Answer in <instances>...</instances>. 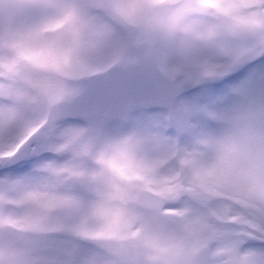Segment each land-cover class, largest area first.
<instances>
[{
	"label": "clouds",
	"instance_id": "clouds-1",
	"mask_svg": "<svg viewBox=\"0 0 264 264\" xmlns=\"http://www.w3.org/2000/svg\"><path fill=\"white\" fill-rule=\"evenodd\" d=\"M255 61L264 0H0V166L55 190L0 186V264H264V72L182 99Z\"/></svg>",
	"mask_w": 264,
	"mask_h": 264
},
{
	"label": "rangeland",
	"instance_id": "rangeland-1",
	"mask_svg": "<svg viewBox=\"0 0 264 264\" xmlns=\"http://www.w3.org/2000/svg\"><path fill=\"white\" fill-rule=\"evenodd\" d=\"M264 72V61H255L234 74L218 82H209L204 85H197L187 89L182 94V99L192 104H199L205 107H212L221 102L222 97L228 91L229 86L239 83L245 78H254L256 74ZM159 110L148 109L151 112ZM51 153L34 145L27 162L20 165L8 167L0 166V179H18L31 175L38 164L52 159Z\"/></svg>",
	"mask_w": 264,
	"mask_h": 264
},
{
	"label": "snow or ice",
	"instance_id": "snow-or-ice-1",
	"mask_svg": "<svg viewBox=\"0 0 264 264\" xmlns=\"http://www.w3.org/2000/svg\"><path fill=\"white\" fill-rule=\"evenodd\" d=\"M14 163V162H13ZM12 164V163H11ZM0 186H4L9 193L16 192L22 186H32L35 191L42 195H53L54 189L49 186L43 185H32L28 180H17V179H0ZM143 207L150 212L152 215L159 216L165 213V208L161 200H146L143 204ZM169 213L172 212V209L167 210Z\"/></svg>",
	"mask_w": 264,
	"mask_h": 264
},
{
	"label": "water",
	"instance_id": "water-1",
	"mask_svg": "<svg viewBox=\"0 0 264 264\" xmlns=\"http://www.w3.org/2000/svg\"><path fill=\"white\" fill-rule=\"evenodd\" d=\"M151 107H155V108H157V106H155V105H152ZM28 156H29V152L26 153V154H24L23 156H20L17 160H15L14 163L9 164V165H14V164L20 163V162H22V161H25V160L28 158Z\"/></svg>",
	"mask_w": 264,
	"mask_h": 264
}]
</instances>
